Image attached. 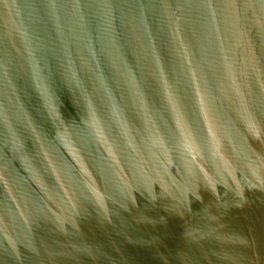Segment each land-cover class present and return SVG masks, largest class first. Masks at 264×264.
Segmentation results:
<instances>
[{
	"label": "water",
	"instance_id": "1",
	"mask_svg": "<svg viewBox=\"0 0 264 264\" xmlns=\"http://www.w3.org/2000/svg\"><path fill=\"white\" fill-rule=\"evenodd\" d=\"M0 264H264V0H0Z\"/></svg>",
	"mask_w": 264,
	"mask_h": 264
}]
</instances>
